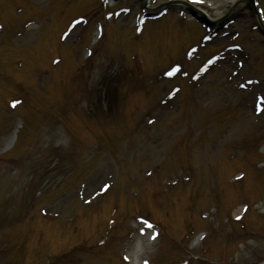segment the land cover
<instances>
[{
	"label": "rangeland",
	"instance_id": "1",
	"mask_svg": "<svg viewBox=\"0 0 264 264\" xmlns=\"http://www.w3.org/2000/svg\"><path fill=\"white\" fill-rule=\"evenodd\" d=\"M31 1L0 0V26L12 30L0 35V264H42L48 251L34 255L31 241L43 229L40 217L59 219L57 231L78 212L80 225L81 217L90 220L80 239L87 251H72L63 264L264 261V36L251 10L230 0L195 2L212 17L228 14L208 32L178 7L138 24L141 0ZM24 4L23 17L14 13ZM257 7L264 23V0ZM81 14L86 19L68 28ZM34 15L39 29L28 22L25 30L22 21ZM110 18L115 28H108L103 52ZM63 26L71 63L83 67L86 82L58 88L65 70L44 80L49 70H36L44 65L36 53L44 48L46 65L57 68L61 34L52 35ZM85 31L93 41L84 37L86 48ZM20 77L33 92L8 114L5 99L23 100ZM17 118L16 138L11 129L1 144ZM114 211L120 224L106 225ZM26 218L32 228L17 227ZM67 229L68 249L81 235L69 237ZM107 237L114 241L103 248Z\"/></svg>",
	"mask_w": 264,
	"mask_h": 264
},
{
	"label": "snow or ice",
	"instance_id": "2",
	"mask_svg": "<svg viewBox=\"0 0 264 264\" xmlns=\"http://www.w3.org/2000/svg\"><path fill=\"white\" fill-rule=\"evenodd\" d=\"M194 2H202V0H194ZM168 75H171V73H168ZM18 103V102H17ZM15 106V104H13V107ZM257 111H259V109H257ZM151 122V121H150ZM104 189H107L108 185H104L103 186ZM239 219V217H237ZM149 227H151V225H149ZM141 234H143V229H141ZM156 233H152L150 236H149V239H155L156 238ZM125 259H127V257H125ZM144 264H148L147 261H144Z\"/></svg>",
	"mask_w": 264,
	"mask_h": 264
},
{
	"label": "bare ground",
	"instance_id": "3",
	"mask_svg": "<svg viewBox=\"0 0 264 264\" xmlns=\"http://www.w3.org/2000/svg\"><path fill=\"white\" fill-rule=\"evenodd\" d=\"M234 1H236V0H232V2H234Z\"/></svg>",
	"mask_w": 264,
	"mask_h": 264
}]
</instances>
